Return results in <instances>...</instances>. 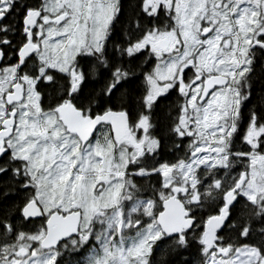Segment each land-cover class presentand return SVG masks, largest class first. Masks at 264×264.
Returning a JSON list of instances; mask_svg holds the SVG:
<instances>
[{
  "label": "snow or ice",
  "instance_id": "6c2138e0",
  "mask_svg": "<svg viewBox=\"0 0 264 264\" xmlns=\"http://www.w3.org/2000/svg\"><path fill=\"white\" fill-rule=\"evenodd\" d=\"M0 264H264V0H0Z\"/></svg>",
  "mask_w": 264,
  "mask_h": 264
}]
</instances>
